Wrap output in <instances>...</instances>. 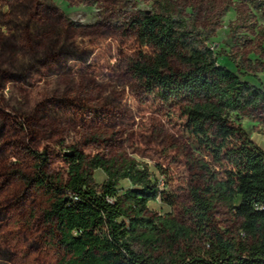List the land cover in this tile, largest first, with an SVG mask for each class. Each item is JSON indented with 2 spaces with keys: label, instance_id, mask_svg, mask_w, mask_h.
I'll list each match as a JSON object with an SVG mask.
<instances>
[{
  "label": "rangeland",
  "instance_id": "1",
  "mask_svg": "<svg viewBox=\"0 0 264 264\" xmlns=\"http://www.w3.org/2000/svg\"><path fill=\"white\" fill-rule=\"evenodd\" d=\"M158 1L0 0V264L57 263L43 219L52 191L35 176L43 156L44 173L67 179L65 153L136 161L163 193L149 211L191 229L183 250L204 248L185 208L190 182L206 177V146L191 135L180 101L150 91L143 72L184 70L186 50L167 54L152 41L141 45L130 26ZM172 1L208 36L219 65L264 88L261 12L241 0ZM239 123L264 150L263 118ZM93 178L101 183L105 174L97 169ZM117 187L132 185L123 179ZM233 223L217 210L219 230L233 232Z\"/></svg>",
  "mask_w": 264,
  "mask_h": 264
},
{
  "label": "trees",
  "instance_id": "2",
  "mask_svg": "<svg viewBox=\"0 0 264 264\" xmlns=\"http://www.w3.org/2000/svg\"><path fill=\"white\" fill-rule=\"evenodd\" d=\"M241 1L264 15V0ZM187 15L172 0H159L130 26L141 45L152 41L167 54L186 50L184 70L163 73L147 66L143 72L150 91L180 101L191 135L206 146L210 162L200 163L206 177L190 182L185 208L204 248L183 250L191 229L149 211L148 203L163 193L136 161L73 153L67 179L60 181L42 171L45 160L38 156L37 183L52 191L43 219L56 264H264V152L239 123L264 120V88L219 65L208 36ZM97 169L105 174L101 183L93 178ZM123 179L132 187L119 189ZM218 209L232 217L233 232L214 225Z\"/></svg>",
  "mask_w": 264,
  "mask_h": 264
},
{
  "label": "water",
  "instance_id": "3",
  "mask_svg": "<svg viewBox=\"0 0 264 264\" xmlns=\"http://www.w3.org/2000/svg\"><path fill=\"white\" fill-rule=\"evenodd\" d=\"M65 155H66V156H71V155H72V153H65Z\"/></svg>",
  "mask_w": 264,
  "mask_h": 264
},
{
  "label": "crops",
  "instance_id": "4",
  "mask_svg": "<svg viewBox=\"0 0 264 264\" xmlns=\"http://www.w3.org/2000/svg\"><path fill=\"white\" fill-rule=\"evenodd\" d=\"M259 147V146H258ZM261 149V148H260ZM262 150V149H261ZM264 152V150H262Z\"/></svg>",
  "mask_w": 264,
  "mask_h": 264
}]
</instances>
